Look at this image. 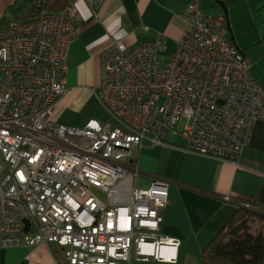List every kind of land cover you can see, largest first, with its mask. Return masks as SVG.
Wrapping results in <instances>:
<instances>
[{
    "label": "built area",
    "instance_id": "built-area-1",
    "mask_svg": "<svg viewBox=\"0 0 264 264\" xmlns=\"http://www.w3.org/2000/svg\"><path fill=\"white\" fill-rule=\"evenodd\" d=\"M27 1L40 8L35 18L0 26V228L9 231L0 248L53 243L66 264L175 261L180 241L160 232L168 181L142 187L129 160L169 131L189 152L233 160L264 122V87L230 45L223 14L190 3L189 31L164 61L160 40L128 48L111 39L93 89L105 119L78 128L55 119L78 0L57 11ZM84 1L95 14L100 0ZM24 218L34 224L22 238Z\"/></svg>",
    "mask_w": 264,
    "mask_h": 264
},
{
    "label": "crops",
    "instance_id": "crops-1",
    "mask_svg": "<svg viewBox=\"0 0 264 264\" xmlns=\"http://www.w3.org/2000/svg\"><path fill=\"white\" fill-rule=\"evenodd\" d=\"M17 1L0 0V19L10 20L5 14ZM217 1L226 5L229 26L230 9H242L241 6H245L253 20L260 18L254 9L261 0H100L95 14H91L84 0H79L74 18L79 31L65 55L68 88L56 103V121L80 128L90 118L105 119L93 89L100 81L98 52L111 39L134 47L141 41L160 38L163 47L160 52L165 56L161 58L166 60L189 31L190 21L182 15L185 8L196 3L202 12H223ZM232 16L238 20L234 11ZM258 42L264 47L262 36ZM241 52L246 58L249 56L247 49ZM252 77L264 87L258 77ZM184 146L182 134L170 133L162 143L144 142L134 156L142 187L157 178L168 181V203L162 211L160 232L178 239L180 244L173 262L133 259L130 264H201L203 249L237 210V200L254 197L264 180L263 121L254 124L249 142L233 160L195 154ZM0 264L66 262L61 247L38 243L0 249Z\"/></svg>",
    "mask_w": 264,
    "mask_h": 264
},
{
    "label": "trees",
    "instance_id": "trees-1",
    "mask_svg": "<svg viewBox=\"0 0 264 264\" xmlns=\"http://www.w3.org/2000/svg\"><path fill=\"white\" fill-rule=\"evenodd\" d=\"M66 2L46 0L41 8L57 11ZM16 3L9 8L13 20L33 19L40 10L27 0ZM8 21L11 20L0 19V26ZM228 37L230 39L229 34ZM246 201L251 203L250 208H245L237 200V210L203 249L201 264H264V180L258 193Z\"/></svg>",
    "mask_w": 264,
    "mask_h": 264
},
{
    "label": "rangeland",
    "instance_id": "rangeland-1",
    "mask_svg": "<svg viewBox=\"0 0 264 264\" xmlns=\"http://www.w3.org/2000/svg\"><path fill=\"white\" fill-rule=\"evenodd\" d=\"M261 1L262 3L258 4L254 9V14H257L261 19L258 18L253 20L248 12L245 11V6H241L242 9H230L229 17L232 19L230 27L236 45H238L241 50L247 49L248 51L249 56L247 57V62L252 76L258 77V79L264 83L262 79L264 75V47L258 42L261 36L264 38V0ZM232 11L237 15V21L233 18ZM9 12L10 11L7 10L5 17L12 20L13 16ZM161 56H164L163 53H158V57L160 58ZM183 123L184 121L182 120L179 126H182ZM257 225L258 222L255 226Z\"/></svg>",
    "mask_w": 264,
    "mask_h": 264
},
{
    "label": "bare ground",
    "instance_id": "bare-ground-1",
    "mask_svg": "<svg viewBox=\"0 0 264 264\" xmlns=\"http://www.w3.org/2000/svg\"><path fill=\"white\" fill-rule=\"evenodd\" d=\"M79 1V0H78ZM77 1V2H78ZM76 2V3H77ZM224 3V2H223ZM194 4H196V3H194ZM225 4V3H224ZM197 5V4H196ZM226 6V5H225ZM197 7H198V5H197ZM222 8V7H221ZM198 9L200 10V8L198 7ZM201 11V10H200ZM202 12V11H201ZM202 13H205V12H202ZM218 13H222L223 14V16H224V18H225V15H224V13L221 11V12H218ZM218 13H212V14H218ZM227 26V25H226ZM189 28H190V24H189ZM188 33V32H187ZM227 33L229 34V32H228V29H227ZM230 35V34H229ZM156 40H160L161 41V46H160V48H159V50L157 51V58L160 60V61H164V60H162V58L160 57H158V53L160 52V50L163 48L162 47V40L160 39V38H157ZM156 40H154V41H156ZM228 40H229V43H230V45L236 50V52L237 53H239L241 56H243L246 60H247V58H246V56L241 52V50L239 49V48H237V46H236V44H233L232 43V41H231V38L229 39V37H228ZM141 42H143V41H141ZM147 42H151V41H147ZM153 42V41H152ZM123 43V42H122ZM124 44V43H123ZM125 45V44H124ZM126 47H128V46H126ZM128 48H131V47H128ZM248 66H249V64H248ZM248 70H249V73H250V68L248 67ZM251 74V73H250ZM56 119V118H55ZM182 121V120H181ZM180 121V122H181ZM170 133H177V134H181V133H178V132H172V131H169L167 134H166V136H165V138L162 140V142H164V141H166V138H167V136L170 134ZM144 142H147V143H149V144H152V143H150V142H148L147 140H144L143 141V144H142V146L144 145ZM161 142V143H162ZM154 144H159V143H154ZM142 146L140 147V149L142 148ZM140 149L136 152V153H138L139 151H140ZM135 153V154H136ZM135 154L133 155V157L129 160V164H136V162H135V159H134V156H135ZM137 165V164H136ZM137 167H138V165H137ZM24 219H27V218H24ZM27 221H28V227H27V229L26 230H24V228H19L18 229V235L20 236V237H22V238H24L26 235H27V233L31 230V228H32V226H33V222L32 221H29L28 219H27ZM22 222H23V220H22ZM24 224V223H23ZM15 228H16V226H15ZM8 234H9V231L7 230V229H5V228H0V237H2V238H6V237H8ZM17 246H26V245H24V244H19V245H17ZM10 247H16V246H10ZM5 248H9V247H5ZM0 249H2V248H0Z\"/></svg>",
    "mask_w": 264,
    "mask_h": 264
},
{
    "label": "water",
    "instance_id": "water-1",
    "mask_svg": "<svg viewBox=\"0 0 264 264\" xmlns=\"http://www.w3.org/2000/svg\"><path fill=\"white\" fill-rule=\"evenodd\" d=\"M217 3L222 7V10H223L224 15H225V21H226L228 32L230 34L231 41H232L233 44H235L234 36H233V34L231 32V29H230V26H229L227 8H226L225 4L223 2H221V1H217ZM23 223H24V227L23 228H24V230H26L27 227H28L27 219H23Z\"/></svg>",
    "mask_w": 264,
    "mask_h": 264
}]
</instances>
